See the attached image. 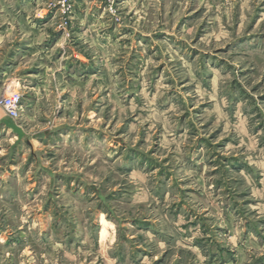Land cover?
Instances as JSON below:
<instances>
[{"label":"rangeland","instance_id":"rangeland-1","mask_svg":"<svg viewBox=\"0 0 264 264\" xmlns=\"http://www.w3.org/2000/svg\"><path fill=\"white\" fill-rule=\"evenodd\" d=\"M59 1L0 0V264H264V0Z\"/></svg>","mask_w":264,"mask_h":264},{"label":"crops","instance_id":"crops-1","mask_svg":"<svg viewBox=\"0 0 264 264\" xmlns=\"http://www.w3.org/2000/svg\"><path fill=\"white\" fill-rule=\"evenodd\" d=\"M33 3H36V4H38L39 2L40 3H42V2H44L45 0H31ZM90 3H91V7L92 6H94V10H93V12L90 14L91 16H93V15H95L94 16V18L92 19H89V17H91L90 15H89V17H88V15H87V11L86 10H88L87 8L86 9H83L82 11H81V7H80V5L79 4H77L76 5V7H75V11H74V16H73V20H77L78 22H77V28L76 29H80L81 28V26H83V27H85L86 26V28H85V31H90V30H98L97 29V26H98V28L100 27V25H101V22L97 19V18H99L101 15H100V13H99V11H98V9H97V7H96V5H92V4H94L95 3V0H91L90 1ZM35 11H37V10H35ZM89 11V10H88ZM94 25V26H93ZM102 26V25H101ZM29 29H31L30 31H32V30H35V28H34V26L33 27H31V28H29ZM75 29V30H76ZM37 32V31H36ZM76 32V31H75ZM43 34V33H42ZM47 37V39L48 38H50V35L49 34H45ZM31 45L29 44V46H26V52H28L29 50L30 51H36L37 50V48H35V47H33V46H31V48H28V47H30ZM17 48V47H16ZM40 51V50H39ZM38 51V52H39ZM21 55L23 56V53H21ZM41 57H40V63H41ZM17 66V65H16ZM5 74V72L3 73V75ZM0 131H1V129L2 130H4V131H6V123H5V119H6V116H7V114H6V112L4 111L3 113H1L0 112ZM2 120V121H1ZM1 122H2V125H1ZM2 126V127H1ZM251 239V238H250ZM253 239H254V237H253ZM7 239H5V241L4 242H9V241H6ZM0 242H1V238H0ZM3 242V243H4ZM253 242V241H252ZM117 256V255H116ZM236 256V255H235ZM244 257H246V250H245V252H243L242 253V256L240 257L241 259H239L240 261V263L242 262V260H243V258ZM117 258V257H116ZM238 262V263H239Z\"/></svg>","mask_w":264,"mask_h":264},{"label":"built area","instance_id":"built-area-1","mask_svg":"<svg viewBox=\"0 0 264 264\" xmlns=\"http://www.w3.org/2000/svg\"><path fill=\"white\" fill-rule=\"evenodd\" d=\"M70 0H60L59 4L63 10L70 12L71 6L69 5ZM21 94L17 91H11L8 94L0 96V106L3 107L7 116L16 118L22 108Z\"/></svg>","mask_w":264,"mask_h":264}]
</instances>
